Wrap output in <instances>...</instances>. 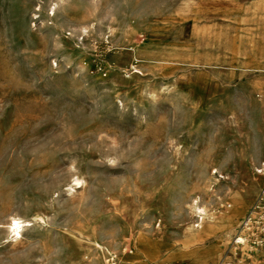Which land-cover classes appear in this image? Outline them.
<instances>
[{
    "label": "rangeland",
    "instance_id": "374dc122",
    "mask_svg": "<svg viewBox=\"0 0 264 264\" xmlns=\"http://www.w3.org/2000/svg\"><path fill=\"white\" fill-rule=\"evenodd\" d=\"M262 164L264 0H0V264H264Z\"/></svg>",
    "mask_w": 264,
    "mask_h": 264
},
{
    "label": "bare ground",
    "instance_id": "6f19581e",
    "mask_svg": "<svg viewBox=\"0 0 264 264\" xmlns=\"http://www.w3.org/2000/svg\"><path fill=\"white\" fill-rule=\"evenodd\" d=\"M257 172L260 175H264V164H262V167L260 169H258ZM73 182L75 184H79L80 180L78 178H74ZM198 215H199V220H201L202 215L201 214H198ZM253 215H254L253 211H250L245 216V218L242 220L241 227L244 230V232H245V229L247 228V226L250 225V222L253 219ZM21 222H22V220L18 219V217H14V216L10 217L9 229L13 232V235H15L16 237L20 234V229L22 226ZM198 226H199V223L195 224V227H198ZM240 234H237L235 236V242L239 243L240 245H245V241H246V237H247L246 233H242V235H240Z\"/></svg>",
    "mask_w": 264,
    "mask_h": 264
},
{
    "label": "crops",
    "instance_id": "0c3cea01",
    "mask_svg": "<svg viewBox=\"0 0 264 264\" xmlns=\"http://www.w3.org/2000/svg\"><path fill=\"white\" fill-rule=\"evenodd\" d=\"M240 197H241L242 203L243 202L247 203V204L244 203L245 205L249 204L248 199L242 197L241 195H240ZM198 249H199V252H202L204 254H211L212 259L216 258L217 246H216L215 242L206 243L202 247H199ZM254 251L256 252V250H254Z\"/></svg>",
    "mask_w": 264,
    "mask_h": 264
}]
</instances>
